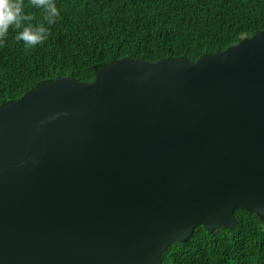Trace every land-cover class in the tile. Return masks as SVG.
I'll list each match as a JSON object with an SVG mask.
<instances>
[{"label":"water","instance_id":"obj_1","mask_svg":"<svg viewBox=\"0 0 264 264\" xmlns=\"http://www.w3.org/2000/svg\"><path fill=\"white\" fill-rule=\"evenodd\" d=\"M239 207L264 223V29L0 105V264H164Z\"/></svg>","mask_w":264,"mask_h":264},{"label":"trees","instance_id":"obj_2","mask_svg":"<svg viewBox=\"0 0 264 264\" xmlns=\"http://www.w3.org/2000/svg\"><path fill=\"white\" fill-rule=\"evenodd\" d=\"M55 3L61 16L43 44L26 47L11 29L0 41V105L59 77L94 81L98 70L121 58L196 61L264 29V0ZM26 11L36 20L42 16L39 9ZM235 217L233 229L210 232L199 225L187 241L171 243L164 264H264V223L243 207L235 210Z\"/></svg>","mask_w":264,"mask_h":264},{"label":"clouds","instance_id":"obj_3","mask_svg":"<svg viewBox=\"0 0 264 264\" xmlns=\"http://www.w3.org/2000/svg\"><path fill=\"white\" fill-rule=\"evenodd\" d=\"M26 7L41 10V18L36 20L34 15L27 13ZM60 16L61 10L55 0H29L28 5L25 0H0V41L11 29L16 32V41H23L26 47L43 44Z\"/></svg>","mask_w":264,"mask_h":264}]
</instances>
